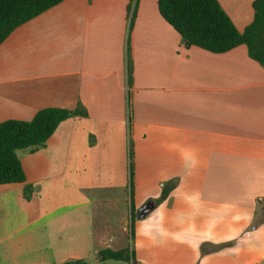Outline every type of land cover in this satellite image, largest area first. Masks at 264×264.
<instances>
[{
  "label": "crops",
  "instance_id": "0c3cea01",
  "mask_svg": "<svg viewBox=\"0 0 264 264\" xmlns=\"http://www.w3.org/2000/svg\"><path fill=\"white\" fill-rule=\"evenodd\" d=\"M218 1L239 32L253 22L256 0ZM48 108L88 116L18 152L0 264H128L99 255L128 248L137 264H264V65L246 46L187 48L158 0H65L0 45V124Z\"/></svg>",
  "mask_w": 264,
  "mask_h": 264
},
{
  "label": "trees",
  "instance_id": "16d2710c",
  "mask_svg": "<svg viewBox=\"0 0 264 264\" xmlns=\"http://www.w3.org/2000/svg\"><path fill=\"white\" fill-rule=\"evenodd\" d=\"M65 0H0V45L19 27L58 6ZM161 17L180 36L187 47H198L214 54L227 53L239 46H246L249 56L264 65V0L253 3L254 20L241 33L222 9L218 0H158ZM82 109L48 108L37 113L31 121L8 120L0 124V186L25 184L27 181L19 151L31 153L46 147L59 126L75 117H87ZM130 180L133 189L134 147L130 142ZM168 183L156 204H161L174 189ZM34 188L25 186L24 198L30 201ZM133 210V209H132ZM134 219V211H132ZM100 259L137 264L131 250L100 252ZM64 264H86L73 261Z\"/></svg>",
  "mask_w": 264,
  "mask_h": 264
},
{
  "label": "rangeland",
  "instance_id": "374dc122",
  "mask_svg": "<svg viewBox=\"0 0 264 264\" xmlns=\"http://www.w3.org/2000/svg\"><path fill=\"white\" fill-rule=\"evenodd\" d=\"M260 219L264 220V213H262V214L260 215ZM111 264H117V263H113V262H111Z\"/></svg>",
  "mask_w": 264,
  "mask_h": 264
}]
</instances>
